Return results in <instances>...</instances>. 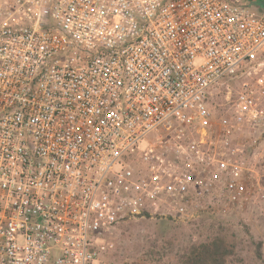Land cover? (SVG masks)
I'll return each instance as SVG.
<instances>
[{
	"label": "built area",
	"instance_id": "obj_1",
	"mask_svg": "<svg viewBox=\"0 0 264 264\" xmlns=\"http://www.w3.org/2000/svg\"><path fill=\"white\" fill-rule=\"evenodd\" d=\"M241 77L216 122L212 91ZM263 127L249 0H5L0 264H97L119 224L248 201Z\"/></svg>",
	"mask_w": 264,
	"mask_h": 264
},
{
	"label": "rangeland",
	"instance_id": "obj_2",
	"mask_svg": "<svg viewBox=\"0 0 264 264\" xmlns=\"http://www.w3.org/2000/svg\"><path fill=\"white\" fill-rule=\"evenodd\" d=\"M5 0H0V20ZM261 12L260 15H263ZM247 79L226 80L212 91L211 110L217 122L227 114L231 101ZM258 143L246 158L250 171L246 178L248 201L220 203L206 208L190 219H138L119 224L105 240L112 248L97 264H178L189 246L223 236L233 247L228 264H264V127L255 134ZM156 141L151 133L137 146L143 152ZM261 244L262 260L256 259Z\"/></svg>",
	"mask_w": 264,
	"mask_h": 264
},
{
	"label": "trees",
	"instance_id": "obj_3",
	"mask_svg": "<svg viewBox=\"0 0 264 264\" xmlns=\"http://www.w3.org/2000/svg\"><path fill=\"white\" fill-rule=\"evenodd\" d=\"M255 13L260 15L261 12ZM233 253V247L226 239L216 234L207 241L189 246V248L179 256L178 264H228ZM256 259L263 262L261 244L257 245Z\"/></svg>",
	"mask_w": 264,
	"mask_h": 264
},
{
	"label": "flooded vegetation",
	"instance_id": "obj_4",
	"mask_svg": "<svg viewBox=\"0 0 264 264\" xmlns=\"http://www.w3.org/2000/svg\"><path fill=\"white\" fill-rule=\"evenodd\" d=\"M251 9L254 11V12H263V9L259 6L258 3H254L253 5L250 6Z\"/></svg>",
	"mask_w": 264,
	"mask_h": 264
},
{
	"label": "water",
	"instance_id": "obj_5",
	"mask_svg": "<svg viewBox=\"0 0 264 264\" xmlns=\"http://www.w3.org/2000/svg\"><path fill=\"white\" fill-rule=\"evenodd\" d=\"M256 3H258L259 4V6L263 9V11H264V0H259L258 2H256ZM254 3H251L250 4V6L251 5H253Z\"/></svg>",
	"mask_w": 264,
	"mask_h": 264
},
{
	"label": "crops",
	"instance_id": "obj_6",
	"mask_svg": "<svg viewBox=\"0 0 264 264\" xmlns=\"http://www.w3.org/2000/svg\"><path fill=\"white\" fill-rule=\"evenodd\" d=\"M259 0H249V2H250V4L251 3H256V2H258Z\"/></svg>",
	"mask_w": 264,
	"mask_h": 264
}]
</instances>
